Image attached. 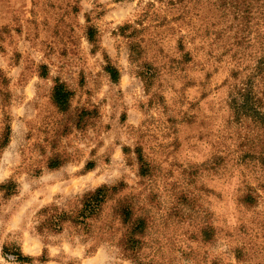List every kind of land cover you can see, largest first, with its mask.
I'll use <instances>...</instances> for the list:
<instances>
[{"label": "rangeland", "instance_id": "374dc122", "mask_svg": "<svg viewBox=\"0 0 264 264\" xmlns=\"http://www.w3.org/2000/svg\"><path fill=\"white\" fill-rule=\"evenodd\" d=\"M263 53L264 0H0V264H264Z\"/></svg>", "mask_w": 264, "mask_h": 264}, {"label": "trees", "instance_id": "16d2710c", "mask_svg": "<svg viewBox=\"0 0 264 264\" xmlns=\"http://www.w3.org/2000/svg\"><path fill=\"white\" fill-rule=\"evenodd\" d=\"M261 60L262 61L260 62V65L264 63V53ZM105 70L110 75L112 80L115 81L118 78L117 71L111 66H107ZM51 97L52 102L54 103L56 108L60 111H63L68 105L70 93L67 89H65L63 85L55 84L52 89ZM240 107L250 109L252 110V112H257L254 107L247 105V102L241 103ZM255 114L264 118V114ZM6 138L3 140L1 145H4L6 143ZM8 187L9 185H0V188L2 189L7 190ZM109 191L110 189L106 186H100L95 188L93 191L87 192L81 200L80 210L73 217L67 215L63 211L54 210L53 213L48 215L44 220V226L46 228H50L53 231H59L61 229V224L69 220L77 224H84L87 219L91 218L99 212V209L101 205L105 202ZM119 216L121 218L122 223L127 226V232L122 239L124 248L127 250L134 251L138 245V240L136 239L135 235L142 231L144 226L143 221H141L140 219L132 220L130 212L126 209H121L119 211ZM5 251L6 249L4 248V255L6 254ZM10 254L12 256L13 261L20 264H28L33 260L31 257L23 255L19 250H15Z\"/></svg>", "mask_w": 264, "mask_h": 264}]
</instances>
